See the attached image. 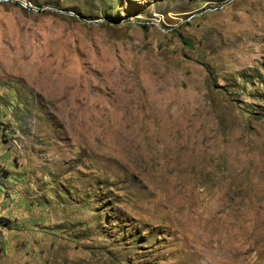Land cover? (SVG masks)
Wrapping results in <instances>:
<instances>
[{
  "label": "rangeland",
  "instance_id": "1",
  "mask_svg": "<svg viewBox=\"0 0 264 264\" xmlns=\"http://www.w3.org/2000/svg\"><path fill=\"white\" fill-rule=\"evenodd\" d=\"M0 264H264V0H0Z\"/></svg>",
  "mask_w": 264,
  "mask_h": 264
}]
</instances>
